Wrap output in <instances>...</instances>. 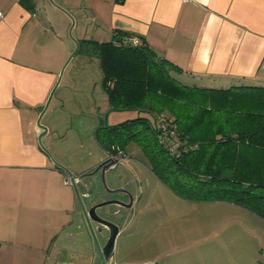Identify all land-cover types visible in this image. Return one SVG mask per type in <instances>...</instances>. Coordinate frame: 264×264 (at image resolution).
<instances>
[{
    "label": "crops",
    "instance_id": "0c3cea01",
    "mask_svg": "<svg viewBox=\"0 0 264 264\" xmlns=\"http://www.w3.org/2000/svg\"><path fill=\"white\" fill-rule=\"evenodd\" d=\"M59 1L58 7H48L46 0H33L29 9L22 0H0V264H84L64 241L66 225L79 208L74 189L65 183L66 171L40 147L42 130L37 124L74 49L66 35L72 14L64 7L66 0ZM92 8L110 37L124 31L143 38L181 69L171 74L184 85L264 87V0H94ZM79 35L84 39L83 31ZM84 54L100 64L92 52ZM76 79L69 76L65 84L60 80L45 116L54 103V110L64 108L58 93L62 86L74 94L85 84H79L80 76ZM80 81L88 83V76ZM112 116L116 126L124 118ZM58 129L50 126L42 138L48 149ZM136 200L140 198H134V205ZM215 203L243 210L246 222L238 232L249 233L243 243L252 258L249 264H264L258 257L264 246V220L233 203ZM122 236L114 250L116 264H125L119 262ZM99 263L98 258L87 261Z\"/></svg>",
    "mask_w": 264,
    "mask_h": 264
},
{
    "label": "trees",
    "instance_id": "16d2710c",
    "mask_svg": "<svg viewBox=\"0 0 264 264\" xmlns=\"http://www.w3.org/2000/svg\"><path fill=\"white\" fill-rule=\"evenodd\" d=\"M22 2L31 9L33 0ZM131 38L115 31L104 42H77V54L92 52L100 61L107 118L124 115L117 126L104 122L96 131L100 146L108 155L137 140L152 172L182 199L230 202L264 220V166L258 161L264 158V87H189L171 74L180 68L143 38L139 46ZM177 142L174 154L169 149Z\"/></svg>",
    "mask_w": 264,
    "mask_h": 264
},
{
    "label": "rangeland",
    "instance_id": "374dc122",
    "mask_svg": "<svg viewBox=\"0 0 264 264\" xmlns=\"http://www.w3.org/2000/svg\"><path fill=\"white\" fill-rule=\"evenodd\" d=\"M93 1L66 0L64 7L72 14L66 34L68 41L74 43V49L70 55L77 48L76 42L81 37L79 35L81 31L84 38L88 36L94 39L95 37L101 42L110 39L106 26L94 18ZM57 2L61 4L59 0H46L48 7ZM41 15L44 14L41 13ZM49 16H52L51 13ZM51 19L57 22L56 17L52 16ZM72 25L73 28H71ZM84 55L81 51L65 67L61 84L69 76L73 81L79 76L83 79L85 75L88 76V83L79 79V84H85H81L79 91L74 94L71 93L70 87L62 86L58 93L62 94L65 100L64 108L58 107L54 110L56 107L54 103L51 105L49 114L43 117L42 121L49 127L59 128L50 149L44 147L51 153L56 163L75 175L87 169L99 158L108 157L106 151L96 141L95 134L104 122L109 125L115 122L113 114L108 118L106 116L109 110L105 108L109 104L101 88L100 64L97 60L86 58ZM95 92L97 94L93 95ZM63 126H66L65 129ZM124 146L127 158L115 171L106 175V183L110 189L126 187L125 189L129 190L134 198H140V202L136 200L135 205L130 209L109 206L99 211L100 215L120 225V236L122 234L123 236L119 246V262L123 261L125 264H249L252 261V258H249V251L243 245L246 242L244 235L249 233L238 232L246 222L241 214L243 210L229 203H191L177 198L153 175L149 168L148 153L143 151L139 141L131 140ZM258 161L264 166V158L258 157ZM90 181V179L85 180L88 187H85L83 183L78 186L85 203L91 204L90 202L117 198L126 200L121 194L111 195L102 188L100 189L102 191H96L94 183ZM70 187L73 188L72 185ZM93 189L95 190L93 195L84 196ZM116 211L124 214L123 217L111 216V213ZM68 225H66L67 237L70 232L77 235V229L72 230ZM74 239L77 243L80 237L77 235ZM101 240L106 242V239ZM64 241L70 250H79L83 253L82 247L75 248L73 242L67 239ZM117 243L118 240L115 247ZM263 252L259 250L258 257L264 263Z\"/></svg>",
    "mask_w": 264,
    "mask_h": 264
},
{
    "label": "water",
    "instance_id": "95a60500",
    "mask_svg": "<svg viewBox=\"0 0 264 264\" xmlns=\"http://www.w3.org/2000/svg\"><path fill=\"white\" fill-rule=\"evenodd\" d=\"M71 28H73V25ZM76 44H77V48L73 52V54L70 55L71 57L68 59L67 63L65 64V67L68 66V64L72 61L73 57L75 56V54H77L79 50V44L77 42ZM65 67H63L59 80H57L58 82L54 90L51 92L50 97L46 105H44L41 111V115L38 118L37 124L39 128L42 130V133L39 136V144L42 150L46 153V155H48L52 159L56 167H60L64 169L66 173L69 174V177H71L70 179L72 180L71 185L73 186L74 189L73 191H75L79 208L78 210H76L75 214L72 215L73 217L69 225L72 230L77 229V235L78 237H80V239L79 242L76 243L77 240L75 241L74 238L77 235L72 234V232H70L68 233V239H70L68 241L73 242V246L75 248L82 247L83 253H80L81 251L79 250L72 251L69 249L70 252L74 256L80 257L84 264H87V261L89 260L92 261V259H96V258L99 259L100 261L99 264H115L114 250H115L117 238L120 236L121 233L120 225L117 222L110 220L107 217H104L103 215H100L101 213H99V211L109 206H117L124 209L133 208L134 196L127 189L124 188L110 189L108 187L105 177L110 172L111 170L110 167L112 166V164H114V161L110 157L99 158L94 162V164L90 165L87 169L75 175L69 169L63 167L59 163H56L51 153L44 147L42 142V138L48 133L49 130L48 126L42 124V117L45 116L46 112L50 107L49 105L51 104L52 99L55 95L54 92H56V90L60 85L61 82L60 80H62L63 73L66 69ZM86 179H90L91 180L90 182L94 183V187L96 188L95 189L96 191H102L100 190L102 188L111 195H115V194L126 195L128 196L130 202L126 203L121 199L120 200L109 199L108 201L105 200L101 202H90L91 204L87 202L85 203L84 198L81 195L78 186L80 183H83L85 187H88V184L85 183ZM95 190L94 189L91 190L89 194L88 193L84 194V196L89 197V195H93L95 193ZM111 216H116V212L111 213ZM101 239H106V242L105 243L102 242ZM84 259H86V261Z\"/></svg>",
    "mask_w": 264,
    "mask_h": 264
},
{
    "label": "built area",
    "instance_id": "2783aa9c",
    "mask_svg": "<svg viewBox=\"0 0 264 264\" xmlns=\"http://www.w3.org/2000/svg\"><path fill=\"white\" fill-rule=\"evenodd\" d=\"M183 1H190V0H183ZM0 16H2V13H0ZM132 43H134V45L139 46L141 44V40H139V38L137 39V37H132L131 38ZM160 119L163 121L165 120L164 116H161ZM181 147V143L177 142V144H175L171 149H169L172 153H178L179 148ZM109 157L114 161V164H112V166L110 167L111 170H114L116 167H118L119 164H122L123 161L126 160L127 155L125 152H123L121 149H117V148H113L112 152H108ZM71 177H69V174L66 173L65 174V183L68 185L72 184V180L70 179Z\"/></svg>",
    "mask_w": 264,
    "mask_h": 264
},
{
    "label": "flooded vegetation",
    "instance_id": "af4514ba",
    "mask_svg": "<svg viewBox=\"0 0 264 264\" xmlns=\"http://www.w3.org/2000/svg\"><path fill=\"white\" fill-rule=\"evenodd\" d=\"M117 168H118V167H116L114 170H110V172L108 173V175H109L111 172L115 171ZM124 189H125V187H124ZM128 191H129V190H128ZM131 194H132V193H131ZM122 196L125 197L126 200H123V199L120 198L121 200L125 201L126 203H129V202H130L128 196H126V195H122ZM117 199H118V198H117ZM133 205H134V204H133ZM116 215H119V216L123 217L124 214H120L119 211H116Z\"/></svg>",
    "mask_w": 264,
    "mask_h": 264
}]
</instances>
